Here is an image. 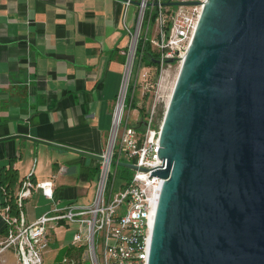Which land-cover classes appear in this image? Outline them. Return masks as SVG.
Segmentation results:
<instances>
[{
	"label": "water",
	"instance_id": "water-1",
	"mask_svg": "<svg viewBox=\"0 0 264 264\" xmlns=\"http://www.w3.org/2000/svg\"><path fill=\"white\" fill-rule=\"evenodd\" d=\"M15 138L102 160L23 134L0 141ZM159 157L164 167L151 175L165 180L149 264H264V0L205 1L164 114Z\"/></svg>",
	"mask_w": 264,
	"mask_h": 264
},
{
	"label": "crops",
	"instance_id": "crops-1",
	"mask_svg": "<svg viewBox=\"0 0 264 264\" xmlns=\"http://www.w3.org/2000/svg\"><path fill=\"white\" fill-rule=\"evenodd\" d=\"M136 13L134 5L132 23ZM123 20V0H0V138L23 134L101 154L130 42ZM100 164L26 138L0 141V244L7 230L1 211L7 203L15 207L28 174L54 184V199L35 190L25 201L30 223L55 205L90 203ZM75 229L51 223L45 257L56 250L62 258L78 254L71 243ZM4 258L19 264L13 250Z\"/></svg>",
	"mask_w": 264,
	"mask_h": 264
},
{
	"label": "built area",
	"instance_id": "built-area-1",
	"mask_svg": "<svg viewBox=\"0 0 264 264\" xmlns=\"http://www.w3.org/2000/svg\"><path fill=\"white\" fill-rule=\"evenodd\" d=\"M169 1L199 3L168 5L163 0H123V28L130 42L124 51L121 88L108 143L101 153L94 199L88 204L55 205L29 223L25 201L35 190L54 199V184L52 179L34 182L32 174H28L17 192L15 207L7 203L1 211L7 230L0 244V264L6 262L7 250L14 251L19 264H45L53 222L56 227L76 226L71 243L78 254L65 255L60 264H81L84 254L92 264H149L155 215L165 180L151 172L164 167L159 145L162 113L166 112L175 86L167 93L170 70L177 64L181 68L206 0ZM134 5L137 13L132 23L129 11ZM132 117L135 124L130 123ZM114 161L138 167L118 187V164Z\"/></svg>",
	"mask_w": 264,
	"mask_h": 264
},
{
	"label": "rangeland",
	"instance_id": "rangeland-1",
	"mask_svg": "<svg viewBox=\"0 0 264 264\" xmlns=\"http://www.w3.org/2000/svg\"><path fill=\"white\" fill-rule=\"evenodd\" d=\"M163 1L167 2L169 0H163ZM179 71H180V66L178 64L173 66L172 69L170 70V76H169L167 93L171 92V88L173 87V85L176 82V79L178 77ZM164 111H165V108H164ZM135 122H136V120L133 117L130 118V123L131 124H135ZM113 168L114 169L116 168L115 164L113 165ZM117 169H118V173H117V187H118V184H120L122 180H129L133 176L134 171H135L134 169L123 167V166H120V165L117 166ZM57 252H58V254L56 255ZM63 254L64 253L59 254V250H56L55 253L54 252L53 253L52 252L49 253L45 257V264H58V261H60L62 259V255ZM81 264H92V262H91V260H90L88 255H86V254L83 255Z\"/></svg>",
	"mask_w": 264,
	"mask_h": 264
},
{
	"label": "trees",
	"instance_id": "trees-1",
	"mask_svg": "<svg viewBox=\"0 0 264 264\" xmlns=\"http://www.w3.org/2000/svg\"><path fill=\"white\" fill-rule=\"evenodd\" d=\"M148 51H150V50H148ZM164 116V113H162V117Z\"/></svg>",
	"mask_w": 264,
	"mask_h": 264
}]
</instances>
